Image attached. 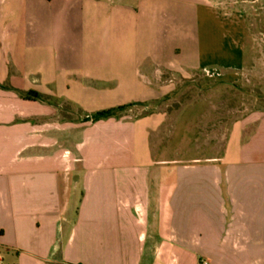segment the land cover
<instances>
[{
  "label": "crops",
  "instance_id": "0c3cea01",
  "mask_svg": "<svg viewBox=\"0 0 264 264\" xmlns=\"http://www.w3.org/2000/svg\"><path fill=\"white\" fill-rule=\"evenodd\" d=\"M55 1L0 0V264H264V113L230 127L235 156L228 133L220 159H194L169 181L151 149L139 158V124L129 111L77 120L20 95H67L56 66L86 70L85 47L58 21L74 11L51 10ZM178 5L140 100L169 91V71L210 69L233 82L245 66L240 14L212 3ZM91 79L85 72L75 82ZM142 125L150 143L154 130Z\"/></svg>",
  "mask_w": 264,
  "mask_h": 264
},
{
  "label": "rangeland",
  "instance_id": "374dc122",
  "mask_svg": "<svg viewBox=\"0 0 264 264\" xmlns=\"http://www.w3.org/2000/svg\"><path fill=\"white\" fill-rule=\"evenodd\" d=\"M198 3H212L240 14L246 61L239 79L224 81L205 70L169 71L163 76V82L170 84L169 91L157 99H138L151 88L145 75L153 78L155 56L162 53L167 42L168 16L181 10L178 4ZM50 8L74 11L66 24L64 19L58 21L67 26L68 40L85 47L83 65L92 79L79 83L90 89L83 91L75 82L85 72L71 70L77 65L74 64L69 71L56 66L58 84L62 87L58 86L59 89H71L67 95L59 94L61 90L55 97L36 89L27 91L39 92L43 101L58 105L61 115L77 120L126 106L123 111H129L138 120L139 158L147 160L151 149L152 164L167 170L169 181L175 180L178 166L194 163L197 161L194 159L200 162L208 157L220 159L218 155L228 133L227 149L235 156L239 140L237 130L231 131L230 127L248 115L264 113V0H56ZM172 29L171 24L169 33L173 34ZM100 44L107 48L103 53L97 49ZM77 53L78 49L72 51L74 58ZM13 67L10 64L6 69ZM143 120L154 130L150 143L145 141ZM225 199L228 200L227 195ZM200 263L210 264L206 258L204 262L200 258Z\"/></svg>",
  "mask_w": 264,
  "mask_h": 264
},
{
  "label": "trees",
  "instance_id": "16d2710c",
  "mask_svg": "<svg viewBox=\"0 0 264 264\" xmlns=\"http://www.w3.org/2000/svg\"><path fill=\"white\" fill-rule=\"evenodd\" d=\"M20 95L25 99L30 100H42L43 96L37 91L31 90V91H21ZM126 106H120L118 108H111L104 111L99 112L98 114L91 117V119L96 120L100 118H105L109 116L117 115L118 112H122Z\"/></svg>",
  "mask_w": 264,
  "mask_h": 264
},
{
  "label": "built area",
  "instance_id": "2783aa9c",
  "mask_svg": "<svg viewBox=\"0 0 264 264\" xmlns=\"http://www.w3.org/2000/svg\"><path fill=\"white\" fill-rule=\"evenodd\" d=\"M205 71L210 75H214V72H212L210 69H205Z\"/></svg>",
  "mask_w": 264,
  "mask_h": 264
}]
</instances>
